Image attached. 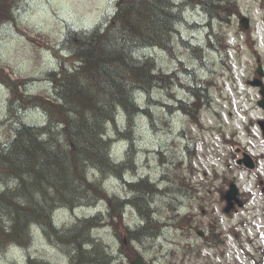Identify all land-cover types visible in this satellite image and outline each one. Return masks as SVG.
<instances>
[{
  "label": "rangeland",
  "instance_id": "374dc122",
  "mask_svg": "<svg viewBox=\"0 0 264 264\" xmlns=\"http://www.w3.org/2000/svg\"><path fill=\"white\" fill-rule=\"evenodd\" d=\"M237 3L236 14L242 12L243 18L234 15L229 22L218 21L211 27L200 9L189 10V25L179 27L173 55L161 48L140 53L154 58L158 70L174 78L154 91L150 103L141 102L150 117H138L135 138L121 137L114 157H128L125 153L136 139L138 175L168 188L152 200L165 226L161 235L137 242V247L127 240L125 230L142 224L135 208L127 209L117 235L113 228L97 229L95 236L115 254L121 244L127 250L114 264H131L138 255L145 264H264V110L258 105L261 97L255 85L258 65L264 66V0ZM115 10V0H17L13 19L0 23V69L12 80L27 81L30 94L48 96L52 87L47 74L62 64L74 65V59L59 50L68 29H91ZM244 18L249 20L247 29L241 25ZM248 30L258 57L247 42ZM211 32L223 34L227 46L213 42L210 47ZM181 39L192 46L207 44L209 50L204 49L199 60ZM193 88L206 95L201 116L195 119L177 109L178 100H193ZM10 97L11 90L0 82V145L14 133ZM25 118L31 123L44 120L39 110ZM244 153L255 158V169L237 164ZM124 173L128 179L134 175L131 170ZM106 186L120 197L129 193L116 176ZM234 186L237 193L232 197L229 192ZM177 197L178 208L171 203ZM105 208L101 202L76 211L64 209L57 214V224L70 226L76 215L92 216ZM30 245L1 249L0 264H26L30 255L53 264L67 262L65 252L38 229Z\"/></svg>",
  "mask_w": 264,
  "mask_h": 264
},
{
  "label": "trees",
  "instance_id": "16d2710c",
  "mask_svg": "<svg viewBox=\"0 0 264 264\" xmlns=\"http://www.w3.org/2000/svg\"><path fill=\"white\" fill-rule=\"evenodd\" d=\"M115 1L116 10L111 19L91 28L94 30L91 33L69 29L60 44L61 51L75 48L73 57L79 67L74 74L65 71L47 74L55 92L62 93L58 106L51 107L42 96L25 97V92L22 94L21 90L27 88V81L12 80L0 69V82L11 90L9 111L15 119L17 108H24L26 100H31L33 107L41 108L52 126L55 120L64 123L66 111L70 110L73 114L70 125L65 128V138L58 137L49 127L39 130L20 125L13 129L15 138L0 148V218L8 224L0 225V250L11 244L30 245L33 241L32 227L36 225L69 255L71 264H114L118 255L125 257L127 250L124 245L121 244L119 254H115L101 238L92 235V232L90 236L89 232L91 228L109 224L117 235L127 206H132L142 216V224L134 230L125 229L130 243L137 247V242L142 243L163 232L165 222L157 217L152 200L154 196L166 193L168 188H160L148 176L127 182L124 172L135 170L133 143L126 153L127 160L112 163L108 147L100 136L103 123L118 104L131 113V103L125 104L129 90L144 91L150 96L153 85L160 87L174 78L160 72L162 75L154 80L151 77V71L156 68L154 58L136 59V50L161 48L173 55L179 27L189 23L186 17L189 8L201 9L211 22H229L240 7L238 0ZM16 2L0 0V23L13 19ZM212 40L226 47L222 34H216L209 40L210 47H213ZM182 44L202 60L203 48L191 46L184 40ZM147 61H150L149 69ZM126 76L132 80H126ZM152 81L157 83L152 84ZM74 88L78 94L68 96L67 92ZM191 91L195 95L193 103L178 102L180 109L195 119L200 116L206 102H203L200 89L193 88ZM85 114H93L96 121L90 127L84 125L86 130L77 131L76 119L78 115ZM42 133H45L44 137ZM23 157H29V160H21ZM18 159L24 167L19 165ZM91 171L93 177L99 175L93 182L88 181ZM72 175L78 179H70ZM111 176L123 179L132 193L130 198L109 193L104 181ZM101 201L106 204L104 213L99 211L94 216L77 220L66 230L54 229L49 221L52 209L93 207ZM171 203L178 208L181 200L177 197ZM205 239L208 242L210 238L206 236ZM87 241L90 246L85 247ZM28 264L51 262L30 256Z\"/></svg>",
  "mask_w": 264,
  "mask_h": 264
},
{
  "label": "bare ground",
  "instance_id": "6f19581e",
  "mask_svg": "<svg viewBox=\"0 0 264 264\" xmlns=\"http://www.w3.org/2000/svg\"><path fill=\"white\" fill-rule=\"evenodd\" d=\"M178 1H180V0H178ZM111 18H109V19H111ZM93 31H94L93 29H84V30H81L80 32L81 33H91ZM102 31H104V29H102ZM145 50L146 49L136 50L135 53H134L135 58L139 59V60H142L145 57H148L146 55H141L140 54L142 51H145ZM62 51L64 53L63 56L71 57V58L74 59V65L66 66V64H62L59 70L52 71V72L65 71L68 74H74L75 71L77 70V68L79 67V64L77 63V61L73 57V55L75 54V48H68L67 50L63 49ZM192 56L195 57L194 54H192ZM147 62H148L147 68L149 69L150 68V61H147ZM185 70H187V69L185 68ZM160 72L161 71L158 70L157 65H156V68L153 71H151V77H153L154 80H156L157 76L162 73V72L161 73ZM126 80H132V78L129 77V76H126ZM155 83H157V82L152 81V84H155ZM26 85H27L26 89H24V87L22 88V91H21L22 94H23V91H24L25 92V97H33V96H35V95L30 94L28 92V84H26ZM51 87H52V92L48 96H46L45 98H46V102L49 103L51 107H55V106H58L60 104V99L62 98V93L55 92L53 83H51ZM113 87H115V86H113ZM160 87H157L156 85H153L152 88H151V91H150L151 92L150 96H147V94L144 91L136 92L135 90H132V91L129 90L127 92L126 96H125V101L127 102L125 104L131 103V106L133 108L131 113H128L126 111V109L122 105L118 104V105L115 106L112 115H110L109 117H107L105 119V121L103 123L102 131L100 133V136H101L102 141L108 147V155H109L110 158L112 157L111 158V159H113V161H111L112 163L113 162H123V161L127 160V157L122 159V160H117L114 157L116 155V154L114 155L115 144L118 141L121 140V137L122 138H126V139L127 138L128 139L135 138L136 129H137V122L136 121H137L138 117H150L149 110L145 106H143L141 104V102L142 103H145V102L150 103L151 100H152V96H153L154 91L157 88H160ZM92 90L93 89H91L90 91L92 92ZM77 94H78V90L76 88L71 89L70 91L67 92V95L70 96V97H72L74 95H77ZM30 103H31V100H26V102L24 103V106H25L24 108H21V106H19L17 108V110H16L17 119H15L14 116L12 115L13 127L14 128L15 127L18 128L20 125H26L28 127L38 128L39 130H45L46 128L49 127L52 132L57 133L58 137L65 138V136H66L65 128H67L70 125V123H71V119L73 117L72 112L70 110L66 111L64 123L62 122V120H60V121L59 120H55L56 121L54 123L55 125L53 124V126H52V124H50V120H49L48 116L42 111V109L41 108H37V107H33V105H31ZM32 110L42 111L43 116H44V120L42 122H39V123L28 122L26 120L25 116L29 112H31ZM83 121L85 123H83ZM95 121H96V118H95V116L93 114H85V115H82V116L78 115V117L76 119V122H75V128H76L77 131H81L82 129L86 130L84 125L90 127V125L93 122H95ZM100 124L102 125V123H100ZM14 134L15 133H13V137L8 142H6L5 144H1L0 148L3 147V146L8 145L15 138ZM41 136L44 137L45 133H42ZM131 142L133 143V148H134V151H135L134 152V159H135L136 155L138 154V146H137L136 139H133ZM130 147H131V144L129 146V149H130ZM125 155H126V153H125ZM28 158L29 157H23V159H21V160H26V159L29 160ZM36 160H37V158H36ZM18 163H19V165L21 167H24L23 163L20 162V159H18ZM38 163H39V161L36 162L37 167L39 166ZM133 172H134V175H133L132 179L134 180V182L142 177V175H138V171H136V169ZM98 177H99L98 174H96V177H93L92 171H91L88 181L89 182H93L94 179H96ZM111 177H113V176H111ZM73 178H77V176H75V175L70 176V179H73ZM108 179L109 178L105 179L104 182H107ZM125 187L129 190V188L127 186H125ZM131 196H132V193L129 190V193H127V195L125 197H123V196H121V197L122 198H130ZM64 209L65 208L52 209L49 212V215H48L49 221L52 223V227L53 228L56 227L57 229H59V231L66 230L67 227H70L73 224H76L78 222L77 220H81V219L85 218L84 216H79V217H77L75 219V221L72 222V224L70 226H66V225L65 226H58V224H57V214H58L59 211L64 210ZM78 209L79 208H76V209H73V210L68 209V210L76 211ZM0 225H8V224L4 223L2 221V219L0 218ZM103 227L112 228V226L109 225V224H103L102 226L91 228V230L89 232L90 236L94 235L95 234L94 232L97 229H101ZM34 229H38V230H40L42 232V230L38 226L33 225V227H32L33 240H34ZM91 232H92V235H91ZM43 235H44V233H43ZM88 244H89V241L85 242L84 246L85 247L86 246H90ZM11 246H13V245L12 244L9 245V247H11ZM15 246L23 248V249H28V248L31 247V245H27V246L15 245ZM7 247H4L2 249H6ZM91 248H92V246L89 249H91ZM66 257H67L66 264H71L70 259H68V257H69L68 254H66ZM47 261H49V260H47ZM51 264H53V263L51 262Z\"/></svg>",
  "mask_w": 264,
  "mask_h": 264
},
{
  "label": "water",
  "instance_id": "95a60500",
  "mask_svg": "<svg viewBox=\"0 0 264 264\" xmlns=\"http://www.w3.org/2000/svg\"><path fill=\"white\" fill-rule=\"evenodd\" d=\"M244 27H247V21L244 20V23H243ZM258 73L260 76H263V70H262V67H260L258 69ZM256 85H261V81L257 80L256 81ZM260 94L263 96V100H261L259 102V105L264 108V87H262L261 91H260ZM244 156H245V159L244 160H239L238 163L241 164V163H244L246 165V167L250 168V169H253L255 167V164L253 162V160L251 159L250 155L247 154V153H244ZM237 193V188L234 186L232 187V190L229 192V195L230 196H235V194ZM144 261H143V258L141 256H139L136 260H134L132 262V264H143Z\"/></svg>",
  "mask_w": 264,
  "mask_h": 264
}]
</instances>
